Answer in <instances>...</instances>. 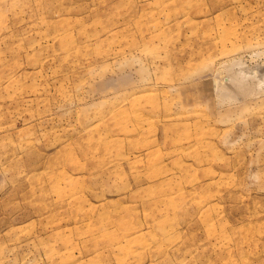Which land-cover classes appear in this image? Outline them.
<instances>
[{
    "label": "rangeland",
    "instance_id": "obj_1",
    "mask_svg": "<svg viewBox=\"0 0 264 264\" xmlns=\"http://www.w3.org/2000/svg\"><path fill=\"white\" fill-rule=\"evenodd\" d=\"M0 264H264V0H0Z\"/></svg>",
    "mask_w": 264,
    "mask_h": 264
},
{
    "label": "bare ground",
    "instance_id": "obj_2",
    "mask_svg": "<svg viewBox=\"0 0 264 264\" xmlns=\"http://www.w3.org/2000/svg\"><path fill=\"white\" fill-rule=\"evenodd\" d=\"M223 80H224V78H223ZM226 80H228V79H226Z\"/></svg>",
    "mask_w": 264,
    "mask_h": 264
}]
</instances>
